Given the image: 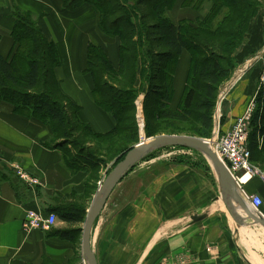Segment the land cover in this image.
I'll list each match as a JSON object with an SVG mask.
<instances>
[{"label":"crops","instance_id":"crops-1","mask_svg":"<svg viewBox=\"0 0 264 264\" xmlns=\"http://www.w3.org/2000/svg\"><path fill=\"white\" fill-rule=\"evenodd\" d=\"M183 2L178 0L169 11L176 23L196 16L192 10L182 7ZM17 10L38 18L44 34L56 43L61 61L55 68V77L64 95L81 107L80 120L90 124L96 133L110 132L116 121L96 103L93 80L86 69L92 45L103 48L118 68L120 39L101 31L100 15L88 3L65 10L62 0H0V53L4 57H9L14 48L12 31ZM248 39L242 51L243 59L247 58L241 63L239 60L236 71L227 81L238 74H242V80L262 62L264 38H254L253 45H250L251 38ZM189 65L190 55L184 51L175 76L176 102L185 85ZM241 80L225 99L222 132L232 127L256 95L257 86L252 79L240 86ZM52 137V129L41 120L17 114L10 103L0 102V264H85L82 241L76 246L51 234L57 229L77 226L59 219L51 231L34 230L27 234L22 229L29 209L49 211L73 193L82 196L86 192L90 172L70 169L64 162L63 152L48 146ZM204 164L212 165L208 161ZM18 166L30 177H38L41 183L33 185L21 179ZM168 168V175L165 170L157 174L153 182L155 191L142 190L143 184L148 187L147 176L131 173L124 176L109 200L114 196L134 200L136 207L113 208L108 222L101 225H97L99 216L92 232L93 250L97 243L103 249H113L115 255L124 257L121 262H125L126 256L134 255L129 260L131 264H252L248 256L260 263L258 259L264 261V250L250 241L252 228L259 225L251 219H246L240 227L236 224L221 199L217 173L213 177L211 168L205 172L193 171L191 166L178 164ZM130 181L135 183L136 190L118 191ZM243 188V193L240 191L243 199L244 195L254 193L264 198L259 177L248 181ZM144 200L149 201L151 208L148 203L144 206L140 202ZM236 210L246 218L239 206ZM262 211L264 214V207ZM148 217H155V221L148 222ZM94 252L100 264L99 252ZM251 252L258 254V258Z\"/></svg>","mask_w":264,"mask_h":264},{"label":"trees","instance_id":"trees-1","mask_svg":"<svg viewBox=\"0 0 264 264\" xmlns=\"http://www.w3.org/2000/svg\"><path fill=\"white\" fill-rule=\"evenodd\" d=\"M128 1L62 0L65 10L88 3L100 15L101 31L106 36L120 39L118 68L113 66L103 48L92 45L88 51L86 72L93 80L95 101L116 121V126L108 133H96L90 124L82 122L79 118L81 107L62 92L55 77V68L61 61L58 47L44 34L38 18L32 13L20 10L14 13V48L9 57L0 53V102L10 103L17 114L39 119L48 125L53 131L48 146L63 152L64 162L70 169L90 172L84 195L73 193L68 200L49 210L60 220L77 226L57 229L51 234L76 246L81 244L82 227L79 226L84 223L88 209L80 203L81 199L90 201L98 188L101 169L111 161H114L112 166L116 165L140 141V128L131 113L136 109L139 94L144 93L147 137L158 133L149 130L152 114L147 105L151 103L156 105L154 115L157 120L172 122L163 133L180 129L181 125L174 122L186 124L196 118L195 132L210 138L215 129L220 89L238 67V62L231 64L232 54L247 36L250 38L254 34L251 21L258 17L261 7L259 3H247L246 0H184L182 7L192 10L196 16L176 23L169 11L178 0H138L137 6ZM207 2L211 3L208 11L204 9ZM138 6L151 9L145 14ZM120 9L125 11V17L111 20ZM237 9H240L238 20L235 18ZM145 20L152 24L148 25ZM184 51L190 55V65L180 99L176 102L175 76ZM115 80L120 81L123 89L111 82ZM256 105L249 148L251 162L260 167L255 151L259 148L258 137H264V82L256 94ZM223 122L224 117L221 125ZM72 129L82 131L97 144L106 142L107 146L97 149L94 148L97 145L89 148L87 144L89 151L84 150L69 133ZM184 130L186 127L181 128ZM262 151L264 153V144ZM109 152L111 160L107 161ZM97 153L100 156L96 158L93 154Z\"/></svg>","mask_w":264,"mask_h":264},{"label":"rangeland","instance_id":"rangeland-1","mask_svg":"<svg viewBox=\"0 0 264 264\" xmlns=\"http://www.w3.org/2000/svg\"><path fill=\"white\" fill-rule=\"evenodd\" d=\"M137 1L138 0H129L128 3L130 5L134 6V5H136ZM246 2L247 3H259L261 5V7L259 8L260 10H259L258 17L254 18L253 21H251V24L253 23L252 25H253L255 35L253 34L250 36V38H251L250 45H253L254 41H252V40L254 38H255V40H260V39L264 38V0H246ZM210 5H211V3L207 2L204 6V9L206 11H208ZM138 9H140L142 11V13L146 14L151 8L148 6H140V7L138 6ZM237 12L238 13L235 15L236 20H238L240 17V9H237ZM124 15H125V11L120 9L119 12H117L116 14L113 15V19H111V20L123 19V17H125ZM144 22H146L148 25L152 24V21H150V20H145ZM248 38L249 37L247 36V38H246V40H244L242 46L233 52V54H232L233 59L231 61L232 62L231 64H233L234 62H235V64L237 62L239 63V60H240V63L242 61L246 60L247 57L245 59H243L242 51H243L244 45L249 43ZM154 48H155V46H154ZM263 48H264V46H263ZM239 51H240V53H239ZM221 55H223V54H221ZM262 55H264V54H262ZM229 58H230V54H229ZM255 76H258V77H255ZM250 79H252V81L257 86V88H256L257 89L256 94H257L259 88L261 87L262 83L264 82V58H263L262 62H260V64L257 67H255L248 74H246L242 80L240 79L241 80L239 83L240 86L242 85L243 82L248 81ZM111 82L117 83L118 84L117 87L123 89L122 86H120L121 83L119 80H117V82H116V80L111 81ZM222 86H224V85H222ZM230 93L227 94L226 98L227 97L229 98L228 95ZM150 99H152L151 96H150ZM143 100H144V93H140L139 98L136 101V109L131 112L134 115L135 122L137 123L138 127H139V115L141 113V110L139 111V109H142V112H143L142 116L144 118V123H145V112H144ZM226 101L227 100H224L220 109H218V111H216L218 113L220 110V117L217 118V120H219V123H220V125L218 126L219 128H221V126H222L221 121H222V117H224L223 111H224V107L226 105L225 104ZM217 104H218V102H217ZM155 106L156 105H151V103H149L147 105L148 112L152 114V116H150V121H149V130H151L152 132H158V133L152 137H147L145 130L140 131V129L138 128L140 131V141H144V140L150 141L151 138L156 137V136H160V135H190V136L201 137L195 132V130L197 129V125H198L196 118H193L191 122L186 123V124L174 122L177 125H181L180 129L178 127L177 130H175V131H171V130L168 131V132H173V133H163V130L170 127L172 122L163 123V120H157V118H156L157 116L154 115V113H155L154 111H156V109H157V108H155ZM256 108H257V105L255 106L254 112L256 111ZM161 110L159 111V116L161 115V112H162ZM254 112H253V115H254ZM216 115L217 114L215 113V119H216ZM216 123H217V121H216ZM182 127H186L187 130L181 131ZM254 127L255 126H253L252 120H251V123H250V133L251 134H252ZM169 129H171V128H169ZM69 133L72 135L73 139L76 140L84 150L89 151L87 144L89 145V148L95 144L97 146L94 148H97V149H98V146L100 147V149H102V147L107 146L106 142L97 144V143L91 141L82 131L76 132V131H73V129H72L69 131ZM212 136H213V134H212ZM212 136L210 138H212ZM202 138H204V137H202ZM210 138H206V139H210ZM249 138H250V136H249ZM258 143H259L258 144L259 148L255 151V158H257L256 162L261 167V170L264 171V153L262 151V147L264 144V137L262 135H260L258 137ZM93 155L96 158L100 156L99 153H97L96 155L95 154H93ZM106 159H107V161L111 160L110 152H109V155ZM206 161L210 162L209 158L205 154L201 153L200 151L190 149V148H186V147H167V148L156 150V151L150 153L149 155H147L142 161H140L138 164H136L134 166V168H132L126 175H130V173H131V175H136V176H140V174H142L143 177L147 176L148 187H146V185L143 184L142 190L143 191H145V190L146 191H151V190L155 191L156 185L153 182H155L157 174H159V172L163 173V170H165V175H168L170 172L168 167L170 165H173V164L191 166L193 171H202V172L208 171L211 168L212 176L216 177V172L214 170V167L212 165L209 166V165L204 164ZM113 163H114V161H111L106 165V167L101 169V171L99 173L101 178L98 180V181L101 180V184H102L103 180L105 179V177L107 176V174L115 166V165L112 166ZM94 177H95V174H94ZM134 181H137V180H133V182ZM144 182H145V180H144ZM91 183L93 184V187H94L95 183L93 181ZM97 184H98V182H97ZM125 185H123V187L120 186L121 188H119L118 191L132 192V191L136 190L135 189V187H136L135 183L133 184L131 181L128 182L126 186ZM98 188H99V185H98ZM91 201L92 200L88 201V199L84 198V199H81L80 203L82 205H87L89 207ZM140 202H143L144 206H146V204L148 203V207L151 208L149 206V201L146 202L144 200V201H140ZM134 203H135L134 200L119 199V197L114 196L113 198H111V200H108L107 204L105 205L104 209L102 210V213H100L101 215H100V218L98 217L99 219H98L97 225L98 224L101 225L104 222L105 223L108 222L109 215L113 213V208H115V207L119 208V207H123V206L136 207L133 205ZM144 219H145V217H144ZM148 219H149L148 222L155 221V217H153L152 219H151V217H148ZM258 225H259V227L254 226V228H252L254 230H253L252 234L250 235L251 236L250 241L252 240V243L254 246L256 244V246H258L260 249L264 250V228H262L261 224H258ZM83 226L84 225H82L81 227L83 228ZM248 240H249V238H248ZM94 250L99 252L98 257L100 260V264H131L129 260L134 259V255L132 257L126 256L125 262H121L120 260L124 259V257H121V255H119V254L115 255L114 254L115 250H113V249H112L113 250L112 251L110 249L101 248V246H99L98 243H97L96 249L94 247ZM123 250L124 249H122V252H123ZM251 255L253 257L258 258V254H256V253L251 252ZM263 258H264V256H263ZM258 260H260L264 264V261H262L261 259H258ZM140 264H144V263H140Z\"/></svg>","mask_w":264,"mask_h":264},{"label":"water","instance_id":"water-1","mask_svg":"<svg viewBox=\"0 0 264 264\" xmlns=\"http://www.w3.org/2000/svg\"><path fill=\"white\" fill-rule=\"evenodd\" d=\"M246 70L247 68L243 69V71ZM216 124H219V122ZM167 147H186L205 154L209 158L214 170L217 173V179L221 189V199L236 224L240 227L246 223V219H251L254 223L261 224L264 227V217L256 215L248 202H246V200L240 195V191L235 180L219 159L208 139L190 135H160L151 138L149 142L144 140L132 146L126 152L124 158L120 160L107 174L97 192L93 196L83 223L84 226L82 228L81 239L83 255L88 264H99L98 258L92 248V232L100 213L107 204L116 186L120 183L124 176L147 155L156 150ZM235 204H237L245 212L246 218L242 217L238 213Z\"/></svg>","mask_w":264,"mask_h":264},{"label":"built area","instance_id":"built-area-1","mask_svg":"<svg viewBox=\"0 0 264 264\" xmlns=\"http://www.w3.org/2000/svg\"><path fill=\"white\" fill-rule=\"evenodd\" d=\"M241 77L242 74H238L221 87L216 111L220 109L227 94ZM255 106L256 95L250 100L244 113L235 121L232 127L225 132H222L221 128L218 127L220 123L217 125L215 119L216 130L214 129L212 138L208 139L210 145L215 150L219 159L235 180L239 191H242V193L244 191L243 185L255 177H259L264 184V171L251 162V150L249 148L250 123ZM140 110L139 128L140 131H143L145 123L142 116V109H139V111ZM217 122H219V120H217ZM16 169L19 177L24 181L33 185L41 183L38 177H30L20 166ZM246 177L247 179H245ZM244 198L256 215L264 217L262 211L264 207V198L260 194H246ZM58 220V215L55 212L29 209L22 221V229L27 234L34 230L51 231ZM85 264H87V261H85Z\"/></svg>","mask_w":264,"mask_h":264},{"label":"bare ground","instance_id":"bare-ground-1","mask_svg":"<svg viewBox=\"0 0 264 264\" xmlns=\"http://www.w3.org/2000/svg\"><path fill=\"white\" fill-rule=\"evenodd\" d=\"M216 121H217V115H216ZM219 129V128H218ZM148 139V138H147ZM149 142V141H148ZM245 179H247V177L245 178ZM236 206H238L237 204H235V207ZM53 212V211H52ZM264 228V227H263ZM249 257V259H250V261L252 262V264L254 263V264H263V263H260L259 261H257V260H253L250 256H248ZM88 264V263H87Z\"/></svg>","mask_w":264,"mask_h":264}]
</instances>
